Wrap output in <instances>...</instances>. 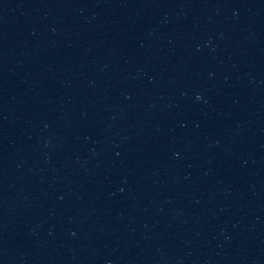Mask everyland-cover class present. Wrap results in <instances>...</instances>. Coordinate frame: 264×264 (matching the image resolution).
Wrapping results in <instances>:
<instances>
[{"label":"water","instance_id":"1","mask_svg":"<svg viewBox=\"0 0 264 264\" xmlns=\"http://www.w3.org/2000/svg\"><path fill=\"white\" fill-rule=\"evenodd\" d=\"M0 264H264V0H0Z\"/></svg>","mask_w":264,"mask_h":264}]
</instances>
